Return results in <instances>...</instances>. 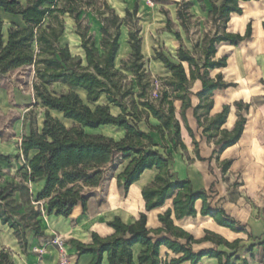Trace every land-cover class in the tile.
I'll return each mask as SVG.
<instances>
[{"label":"trees","instance_id":"16d2710c","mask_svg":"<svg viewBox=\"0 0 264 264\" xmlns=\"http://www.w3.org/2000/svg\"><path fill=\"white\" fill-rule=\"evenodd\" d=\"M251 1L258 0H208L211 5L210 20L216 30L204 35L200 57L196 56L198 45L194 47V53L181 45L177 51V62H173L162 51L155 52V59L162 62L171 73V77L162 79L166 89L161 92L159 105H156L145 99L142 39L140 29L135 26L129 32L132 50L130 60L122 64L136 77L139 94H134L133 87L124 84L126 76L116 67L122 28L130 27V21L137 13V6L133 13L127 11L126 17L122 19L106 0H0V12L21 16L25 23L24 28L13 26L5 42L0 20V76L33 66L35 98L46 109L41 130H35L31 126L30 133L22 138L21 152L27 162L26 172L21 173L18 183L8 182L5 187L0 188V221L14 231L21 244H27L22 229H32L38 236L44 235L39 221L42 211L48 216L69 218L75 207L81 204L85 212L88 193L103 184L109 167L119 155L124 162L129 161L118 177L119 186H123L126 192L140 180L145 171L156 169L159 172L153 185L142 191L147 212L161 208L172 200L177 220L196 217L195 203L201 200L204 203L202 216L213 218L218 225L233 232H245V228L229 217L225 210L211 207L206 192H195L191 183L173 180L170 171L172 156L164 155L156 149L153 139L139 129V123L152 116L160 122V126L151 129L159 132L164 141L168 136L175 150L179 147L186 150L181 138L180 123L175 119L174 103L182 102V121L194 137L186 120V111L192 107L191 82L200 80L203 85L198 96L204 99V103L195 109L200 126H203L201 117H208L212 110L213 102L210 99L213 93L236 87V84L224 82L222 74H218L216 80H211L209 71L228 66L226 57L215 59L217 45L226 43L237 47L252 37V23L247 25L244 35L227 32L230 16L242 15L241 3ZM98 2L102 3V8L95 7ZM190 7L191 4L187 2L178 10V18L186 32L189 29L188 21L192 17L188 13ZM85 9L92 11L102 25L100 48L89 34V28L82 25L80 17ZM65 15L76 22V33L81 38L85 61L81 57H74L69 48L60 46V39L65 31L62 17ZM172 25L168 20V30H171ZM174 35L182 42L179 33ZM260 83L264 86V80ZM55 84L66 87L67 92L57 95L50 91L49 88ZM78 90L86 92V101L81 98ZM102 97L106 98L107 104H100ZM126 98H130V104H126ZM234 105L238 120L232 131L221 130L227 121L230 106H224L223 111L215 117L206 118L204 133L213 131L220 136L216 143L218 153L236 145L244 133L247 124L244 113L249 112L252 104L240 101ZM112 107L119 109L120 114H113ZM51 112L61 114L70 125L53 117ZM105 127L124 130V138L117 141L96 133ZM196 153L198 159L202 160L198 150ZM2 162L10 164L11 159L0 155V163ZM232 164V161L224 162L223 171H228ZM38 180H45V185L34 196L29 184ZM22 210L25 213H21ZM171 216V210L160 215L159 221L163 227L154 231L147 228L145 213L130 225L115 218L108 223L115 231L113 236L101 238L94 233L91 245L72 242L77 246L80 256L94 257L92 264H102L104 254H107L109 264H161L160 248L163 246L180 256L166 264H199L205 257L215 258L219 264H237L234 260H240L235 258L240 248L239 240L229 243L210 232L203 239L196 240L176 227ZM153 235L166 236L156 240ZM182 240L185 243H181ZM202 242H213L234 252L203 250L195 253L192 246ZM135 245L144 248L137 263L133 254ZM254 248L255 245L250 246L247 252L253 253ZM0 264L14 263L9 254L2 251ZM243 264L248 262L244 261Z\"/></svg>","mask_w":264,"mask_h":264},{"label":"crops","instance_id":"0c3cea01","mask_svg":"<svg viewBox=\"0 0 264 264\" xmlns=\"http://www.w3.org/2000/svg\"><path fill=\"white\" fill-rule=\"evenodd\" d=\"M170 1L174 2V11L170 10L169 14L166 12L154 14L153 16L157 21L149 33L145 34L144 28H140L143 62L148 61L150 65L160 67L166 78L171 77V73L164 67L162 62L155 59L156 51H162L173 62H177V51L181 45L184 47V42L187 41L189 45L187 48H184L194 53V47L198 45L199 50L196 52V56H201L200 50L202 48L204 36H202L200 44H197L198 42L191 43L192 31L190 26L188 25L189 29L186 32L178 18V10L181 5L187 2L191 4L188 10V13L192 16L191 18L201 19L205 17L206 19H210L209 13L211 11V5L208 0H185L182 3L180 0H168L166 4L170 3ZM113 2H116V0ZM117 2L125 5L124 10L120 11L123 16L117 14L114 6H111L109 1H107L116 14L122 19L126 17L127 11L133 13L136 6L139 8L138 1L136 0H122V2L117 0ZM163 4L165 3L163 2L161 6L168 9V7ZM262 4L264 5L262 0L242 2L241 7L243 9V14H232L230 16V21L227 24L228 33L244 35L247 25L252 23L251 19L253 18L257 20L256 29H253L252 25V37L242 42L237 47L226 43L217 45L216 60L222 58V56H219V52L222 48L231 51L243 45H248L251 49L264 55V9L261 8ZM245 5L249 6L246 10H244ZM192 9H197V12H191V14L190 10ZM134 18L135 15L133 16V19ZM0 20L2 22L4 41L6 38L8 40L9 30L13 26H18L20 28L25 27V23L21 16L10 15L4 11L0 12ZM168 20L173 24L171 30L167 28ZM175 25H177V30L174 29ZM215 30L216 29H214L212 33H214ZM129 32L130 30L127 31L124 27L122 28L120 50L116 61L121 57V53L123 52L127 54L130 53L129 56L131 57L132 50L129 45ZM174 33L180 34L182 42L176 38ZM150 38L151 40L149 41ZM94 39L96 40V38ZM62 40H64L65 46L69 48L71 54V48L80 52L81 55L79 56L72 54L74 57H81L85 61V53L81 47V38L78 35L73 36L70 34L66 24L60 43ZM100 42L101 40L97 42L99 48ZM227 64L228 66L224 69L210 70L209 78L211 80H216L218 74H222L224 82L236 84V87L216 90L213 93L210 99L213 102L212 110L208 117H201L203 126L199 125L195 116V109L200 104L204 103V99L198 96V93L202 91L203 85L200 80L191 82L190 100L192 107L186 111V120L194 137L191 136L182 121V102L175 101L174 103L175 119L180 123L181 138L186 150H182L180 147L175 150L168 136H166V140L164 141L159 132L151 129V127L157 128L160 126V122L152 116L140 122L139 129L147 133L153 139L154 144L157 145L156 149L164 155L172 156L170 171L174 181L189 182L195 192H206L209 196L211 207L225 210L229 217L245 228V232H233L228 228L218 225L213 218L202 216L201 211L204 203L201 200L195 203V210L197 212L196 217H186L182 220H177L173 211L172 200L167 201L161 208L147 212L142 191L146 187L153 185L159 172L156 169L145 171L140 180L132 185L128 192H126L123 186H119L118 177L128 166L129 161L124 162L121 155H119L117 158L120 159L121 163L114 175L111 177H107L106 175L103 184L88 193L87 209L85 212L81 204L75 207L69 218L48 216L46 212L42 211L39 221L41 231L44 235L38 236L32 229H22L25 233L26 245L21 244L19 238L14 234V231L7 225H3L0 221V252H8L14 264H58L59 249L52 244L55 236H58L62 239L63 249L72 258L74 264H92L94 257L92 255L80 256L77 246L72 241L84 245H91L93 243L92 235L94 233L98 234L101 238H108L115 234V231L108 226V223L115 220V218H120L122 223L130 225L137 221L143 213L147 216V228L150 231H154L163 227L162 223L159 221V216L171 210V218L175 226L192 235L196 240L203 239L208 232L224 238L229 243H234L239 240L240 248L235 258H239L240 260H234L237 264H243L244 261H247L248 264H264V245H262L264 244V111L260 109V112H257L251 106L249 112L244 113L247 118V124L242 138L236 145L226 149L222 153H218L219 148L216 145L220 138L218 133L213 131L209 134L204 133V127L207 125L206 118L211 119L215 117L217 114L221 113L224 106L227 105L231 107L230 113L221 130L232 131L238 120V112L234 104L240 101H247V91L245 87L241 88V81L232 78V69L234 66H231L228 58ZM260 79L264 80V71ZM261 86L264 88L262 84ZM78 93L81 98L86 101V92L78 90ZM106 128L111 127L102 129ZM112 128L119 131L120 136L118 138H114L110 135H103L114 138L117 141L124 138V130L115 127ZM30 130L31 126L28 127V130L20 139L19 151L21 155L22 138L28 135ZM96 133H99V130ZM196 143L198 148H196ZM197 150L202 160L198 159ZM10 151L11 150H9L6 145L1 146L0 144V155L10 158ZM226 161H232L233 164L228 171H223L222 166ZM11 163H0V167H2V173H0V188L5 187L8 182L18 183L20 181V175L23 172L18 173L17 176H12V174H9V172L5 170V165H11ZM4 174H9L8 179L4 177ZM106 180H108V182L105 189H103V198L96 197V191L101 190ZM121 183L123 184V181ZM37 184H40V188L36 191L33 187ZM44 185L45 180H38L36 183H30L29 188L31 189V193L37 196L44 188ZM21 213H25V210H22ZM164 236L166 235L154 237L157 240ZM180 242L185 243L183 240ZM252 245H255L253 253H248L247 249ZM143 250L144 248L141 245H135L133 247L134 260L136 263L138 262L139 254ZM192 250L195 253L203 250H218L227 253L234 252L225 246H218L213 242L194 244ZM179 257V255L174 254L164 246L160 248L161 264H166V262H169L173 258ZM102 264H109L107 254H104ZM199 264L219 263L215 258L205 257Z\"/></svg>","mask_w":264,"mask_h":264},{"label":"rangeland","instance_id":"374dc122","mask_svg":"<svg viewBox=\"0 0 264 264\" xmlns=\"http://www.w3.org/2000/svg\"><path fill=\"white\" fill-rule=\"evenodd\" d=\"M109 1L111 6H114L115 11L120 16H123L120 11L124 10L125 5L114 0ZM106 1V2H107ZM122 2V0H120ZM138 1V13L135 14V18L130 21V27L124 26V29L127 31L132 27L138 29L144 28L145 34L149 33L150 30L155 26L157 19L153 16L158 12L170 13V10L174 11V2L168 0H136ZM185 0H180L184 2ZM189 1V0H187ZM264 3V0H262ZM166 5L168 9L162 7ZM252 6V5H251ZM254 6V5H253ZM95 7L102 8V3L98 2L95 4ZM249 6H244L246 10ZM261 8L264 9V5H261ZM133 10V8H132ZM197 12V9L190 10V13ZM192 14V13H191ZM206 16V14H205ZM81 20L83 27L89 28V34L96 38V42H99L102 39L101 28L102 25L99 19L94 15L90 10H83L81 14ZM63 21L68 27L69 33L73 36L76 34V22L70 18L69 15L62 17ZM253 29H256V18L251 19ZM189 26L192 31L191 33V43L198 42L200 44L202 36L206 33H212L215 29L210 19L202 17L201 19L190 18ZM263 22V21H262ZM134 27V28H135ZM174 29L177 30V25L174 26ZM100 33V34H99ZM151 38L149 39V41ZM7 42V38L5 39ZM189 41V40H188ZM190 42V41H189ZM189 43L184 42V47L187 48ZM60 46L66 47L64 40L60 43ZM160 48V47H159ZM220 48V47H218ZM161 49V48H160ZM219 50V49H218ZM72 54L75 56L81 55L80 52L76 51L74 48H71ZM130 53L123 52L121 57L116 61V67L126 76L124 84L126 86H132L134 94H139L140 90L137 86L136 77L134 74L123 66V62L128 63L130 60ZM219 56L228 58L230 60L232 69V78L238 79L241 81V88L245 87L247 91V101H242L244 103L250 102L252 107L260 112V109L264 111V88L260 84V78L262 72L264 71V55L258 53L256 50L251 49L248 45L240 46L237 49L229 51L228 49L222 48L219 52ZM144 63V86L146 88V97L145 99L150 102L159 105V98L161 92L166 89L165 84L162 79H165L164 72L160 67L155 65H150V62ZM35 69L33 66H28L20 68L14 71L8 72L6 75L0 76V144L6 145L10 151L11 165H5V170L12 174V176H17L20 172H26L25 166L27 162L20 154V139L22 135L28 130V127L33 126L35 130H41L42 123L45 120L46 109L42 104L36 101L33 85L35 83ZM50 91L56 93L57 95L67 92V89L60 85L55 84L49 88ZM136 100H138L136 98ZM126 104H130V98L125 99ZM100 104H107L106 98L102 97L100 99ZM112 112L115 115L120 114L119 109L112 107ZM52 116L60 118L68 126L69 122L63 119L61 114L51 113ZM146 116H143L145 118ZM148 119V118H146ZM100 134L110 135L114 138H118L120 133L117 129L106 128L99 130ZM2 148V147H1ZM120 159L117 158L115 163H113L108 170L107 177H111L117 171V168L120 164ZM9 174H4V177L8 179ZM108 180L105 181L103 187L100 191H96L95 196L103 198V193ZM34 190L40 188V184L35 185ZM55 239H62L58 236H55ZM6 252V251H3ZM9 254L8 252H6Z\"/></svg>","mask_w":264,"mask_h":264},{"label":"built area","instance_id":"2783aa9c","mask_svg":"<svg viewBox=\"0 0 264 264\" xmlns=\"http://www.w3.org/2000/svg\"><path fill=\"white\" fill-rule=\"evenodd\" d=\"M53 245L59 249V261L58 264H74L72 258L63 249V242L59 239H55L52 242Z\"/></svg>","mask_w":264,"mask_h":264}]
</instances>
